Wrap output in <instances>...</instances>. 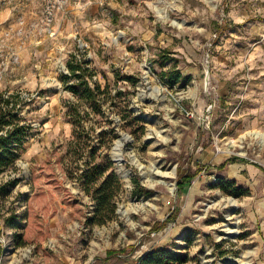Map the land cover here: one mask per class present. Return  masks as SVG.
Listing matches in <instances>:
<instances>
[{
	"label": "rangeland",
	"instance_id": "obj_1",
	"mask_svg": "<svg viewBox=\"0 0 264 264\" xmlns=\"http://www.w3.org/2000/svg\"><path fill=\"white\" fill-rule=\"evenodd\" d=\"M73 56L99 106L67 88ZM0 92L29 125L0 264H264V0H0ZM107 159L121 189L91 224L79 175Z\"/></svg>",
	"mask_w": 264,
	"mask_h": 264
},
{
	"label": "trees",
	"instance_id": "obj_2",
	"mask_svg": "<svg viewBox=\"0 0 264 264\" xmlns=\"http://www.w3.org/2000/svg\"><path fill=\"white\" fill-rule=\"evenodd\" d=\"M67 68L68 75L65 77L70 78L71 81L67 85L69 91L80 101L99 106L104 101L101 96L105 95L106 90H101V84L92 80L95 72L84 62L77 61L74 56L68 62ZM19 98L18 93L0 92V172L14 168L19 151L29 134V125L21 123ZM76 112L80 116L77 109ZM124 116L128 115H123V118ZM111 167L112 163L107 159V163L88 167L79 175L85 191L91 195L95 204L93 214L88 219L91 224H103L114 215V198L121 189V183L112 170L108 172ZM187 181H189L188 176L178 182V195L183 193V187ZM232 184L227 181L224 183L225 186ZM185 262L184 257L173 251L157 249L148 252L136 264H183Z\"/></svg>",
	"mask_w": 264,
	"mask_h": 264
},
{
	"label": "bare ground",
	"instance_id": "obj_3",
	"mask_svg": "<svg viewBox=\"0 0 264 264\" xmlns=\"http://www.w3.org/2000/svg\"><path fill=\"white\" fill-rule=\"evenodd\" d=\"M261 136H264V135L262 134ZM124 141H125V139H120V140L116 141L115 145H114V150H117V149L119 150L120 147H122ZM115 158H116V160L120 161L121 160L120 154L116 153Z\"/></svg>",
	"mask_w": 264,
	"mask_h": 264
}]
</instances>
